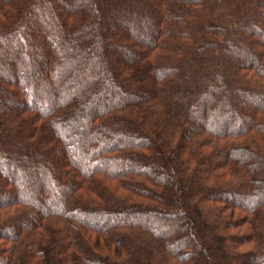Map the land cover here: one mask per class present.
I'll return each mask as SVG.
<instances>
[{"label":"trees","instance_id":"trees-1","mask_svg":"<svg viewBox=\"0 0 264 264\" xmlns=\"http://www.w3.org/2000/svg\"><path fill=\"white\" fill-rule=\"evenodd\" d=\"M0 264H264V0H0Z\"/></svg>","mask_w":264,"mask_h":264}]
</instances>
